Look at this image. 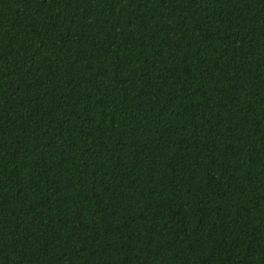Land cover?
<instances>
[{"label":"trees","instance_id":"obj_1","mask_svg":"<svg viewBox=\"0 0 264 264\" xmlns=\"http://www.w3.org/2000/svg\"><path fill=\"white\" fill-rule=\"evenodd\" d=\"M0 264H264V0H0Z\"/></svg>","mask_w":264,"mask_h":264}]
</instances>
